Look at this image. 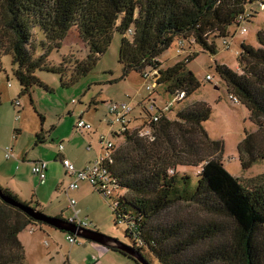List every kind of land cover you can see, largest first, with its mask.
I'll return each mask as SVG.
<instances>
[{"label":"trees","instance_id":"1","mask_svg":"<svg viewBox=\"0 0 264 264\" xmlns=\"http://www.w3.org/2000/svg\"><path fill=\"white\" fill-rule=\"evenodd\" d=\"M258 1L0 0V58L11 57V73L19 83V96L31 100L34 88L49 92L38 73L59 75L63 86L76 84L93 72L118 34L122 38L121 76L111 83L124 82L132 73H148L159 77L155 85L164 86L166 94L174 99L183 95L177 101L182 103L201 87L188 68L197 54L188 62L179 61L169 68L163 67L159 57L178 39L215 55V40L234 37L237 19ZM69 34L78 35L84 56L73 59L70 66L67 58L59 64L52 63L51 53L60 50ZM257 40L258 48L241 44L237 70L215 66L230 99L236 98L237 102H233L247 109L249 120L257 129L246 131L238 145L243 171L264 161V26L257 32ZM68 73L70 82H65ZM154 91H146L149 96L139 104V113L133 107L123 126L125 130L114 125L115 135L106 138L113 148L104 164L117 180L116 188L124 192L113 198V211L130 241L126 245L149 264H264V175L245 185L225 169L224 145L212 140L204 128L212 115L208 104L188 105L171 120L166 115L170 107L156 108ZM16 102L19 101L13 106L18 109ZM154 117L157 122L152 120ZM142 124L152 127L154 138L146 139L134 128ZM103 135L106 136L99 137ZM36 138L37 144H44L41 133ZM121 138L125 143L116 148L113 139ZM106 140L100 139L101 153ZM184 167L200 168L196 185L191 176L178 170ZM0 189L13 202L39 210L38 202H23L8 189ZM184 204L196 207L205 219L197 220L194 215L185 216L174 210ZM44 226L49 225L34 220L0 197V264H27L19 236L30 227ZM106 248L141 264L125 252Z\"/></svg>","mask_w":264,"mask_h":264},{"label":"rangeland","instance_id":"2","mask_svg":"<svg viewBox=\"0 0 264 264\" xmlns=\"http://www.w3.org/2000/svg\"><path fill=\"white\" fill-rule=\"evenodd\" d=\"M248 9L256 13L255 17L251 20V24L246 26V33H242V29L235 28V36L227 38L231 44L229 50L225 49L224 39L215 40L217 47L215 55L202 51L199 46H190V43L178 39L159 57L158 60L163 67L169 68L179 61L188 62L197 54L188 68L200 81L201 87L188 100L178 103L172 95L165 93L164 86L157 88L155 78L152 84V88L155 89L152 99L156 100V108L167 110L166 107H170L171 110H167L166 115L171 120H175L179 111L193 103L204 102L210 106L212 115L210 120L204 123V128L212 140L220 141L224 145L222 161L225 169L245 185L250 184L252 179L264 175V161L256 163L248 171H243L239 160L238 145L244 139L245 132H255L257 129L250 122L247 109L241 104H235L230 99L226 84L217 74L215 66L217 64L226 65L235 71L238 69L237 56L240 53L241 44L246 43L254 48L259 47L257 32L264 26V10L260 8L258 2L250 4ZM38 36L40 35L38 34ZM38 38H42V36ZM77 38V34L76 36L69 34L63 41L60 50L51 53L49 60L54 64H59L64 58H67L69 61L67 66H70L73 59H81L85 52ZM121 39V36L116 34L109 50L100 58L93 72L80 79L76 84L68 83L63 86L59 75L46 72L38 73L40 79L49 86V92L34 88L31 100L28 97L19 96V83L11 73L13 68L11 57L0 58V96L2 100L0 106V162L10 163L5 160L3 150L13 147L16 154L22 157L27 155L28 160L37 161L35 164L42 162L40 160L50 163L46 184L40 186L38 178L32 174L30 162L25 164L11 160L14 163V165L12 164L13 169L16 173L19 172L22 182H26L32 190L41 189L42 199H40L38 211L47 216L54 217L56 214H61L62 218L67 220L75 215L71 208L68 209L69 198L66 195L65 185L61 184L62 180L66 179V171L57 157V146L63 140L61 139L62 133H71L77 137L79 146L74 149L75 157L80 166L87 164L88 161L94 159L95 155L94 151L91 153L85 151L87 143L82 140L85 137L75 131L81 111L89 112L87 113L88 118L94 120L96 127L98 123H102L101 126L105 127L104 120L111 119L108 114L110 101L129 102L139 113V104L149 96L145 90L144 80L138 73H132L126 82L111 83L121 76L119 64ZM210 40L213 38L211 37ZM180 42L183 43L184 50H182L183 45ZM34 43L37 44V40L34 39ZM183 51L185 54H182ZM207 76H211L212 81H207ZM157 78L159 77L157 76ZM65 82H70V73L66 75ZM9 83L10 85H8ZM17 100L21 104L20 115H16L13 108V104ZM15 117L20 118L19 121L17 120L18 122ZM15 128L18 132H15ZM19 128H23V131ZM134 128L141 129L144 138H154L151 126L142 124V126H134ZM41 129H43L42 135L49 143L47 146L37 144L36 136L40 134ZM113 135L115 134L106 136ZM113 143H116L117 148L124 145L125 141L122 138L116 141L113 139ZM63 144L65 148H68L66 142ZM93 163H95V159L92 161ZM178 170L182 174L191 176L193 184H197L200 168L184 167ZM111 179L115 183L112 188L113 196L116 198L123 195L124 192L116 188L117 180L112 175ZM55 180H58L57 185H55ZM83 183H79L81 187L79 193L82 194L80 201L72 194V197L77 200L75 208H84V213L92 214L94 220L92 217L85 220L89 225L92 223L97 228V232L130 244L129 239L124 236V226L117 223L115 219L113 209L116 207V203L114 199L110 198V200L105 198V195L102 196L101 193L93 189L89 182L83 181ZM174 210L185 216L194 215L197 220L205 219L192 205H179ZM44 228L47 229L40 232L36 231L37 228L30 227L19 236L25 246L27 264H64L70 247L89 243L88 240L77 237L76 245H70L67 233L49 226H44ZM146 254L149 255L147 252ZM149 259L156 263L152 255H149Z\"/></svg>","mask_w":264,"mask_h":264},{"label":"crops","instance_id":"3","mask_svg":"<svg viewBox=\"0 0 264 264\" xmlns=\"http://www.w3.org/2000/svg\"><path fill=\"white\" fill-rule=\"evenodd\" d=\"M129 77L124 82H126L129 79ZM8 85H10V83ZM119 101H123V100H119ZM154 101L156 102L155 99H154ZM110 102H113V101H110ZM96 103H98V102H96ZM20 107H21V104H20ZM13 108H14L15 114L16 115L17 114L20 115L21 108H18L17 110H15L16 108L14 106H13ZM87 113H89V112L81 111V114L79 115V120L77 121V123L81 119H83L84 121H86V122H88V123L93 125V130L92 131L78 130L75 127V131H77L83 137H85V138H82L83 142L86 141V143H87L85 151L86 152H90V153L94 151V155H95L94 159L96 160V158L101 153V145H100V137L99 136L102 135V134H105V135L112 134V132L116 131V129L114 128L116 125L112 126L110 124V121H108V120L105 121L104 120L103 124L105 125V127L101 126L102 125L101 122H100L101 124L98 123V126L96 127L94 125L95 122H93L94 120L91 119V118H88ZM77 123H76V125H77ZM15 129H16L15 132H18L17 128H15ZM19 129L21 131H23V128H19ZM40 133L43 134V129H41ZM17 136H18V134H17ZM43 139H44V144L42 146H47L49 143H47L46 138L44 136H43ZM61 139H63V140L57 146V151H58V154H57L58 156L57 157H58V159H59V161L61 163H62L63 158H65V159H68V160L72 161L73 162L72 164L73 165L75 164L76 166L75 165L74 166L78 170H85L89 166H91L92 161L94 159L88 161L87 164H83L81 166L78 164L77 158L75 157V154H74V149L79 146V142H78V139H77V137L75 135H73L71 133L63 132L62 136H61ZM64 142H66L68 144V148H65V146L63 144ZM61 144L64 146V150L63 151H60V149H59V146ZM89 147H90V149H89ZM8 148L11 149L12 154H13L14 157L12 156V158L7 159L5 157V152L3 151L5 160L10 161V163L6 164L3 161L0 162V186L2 188H4V189H8L9 191H11L15 196H17L23 202H31V201H33V202L40 203V199H42V196L40 194L41 189L39 188L37 191L32 190V188H30V186H28L26 182H22V180H21L22 178H21L19 172L16 173L14 171V169H13L14 168V166H13L14 163L11 162V160L16 161L18 163L20 162V163H25V164L30 162V164L29 163L28 164L30 165V167L32 169V166L37 161L28 160L27 159V155H26V157H22V156L16 154L14 149H13V147H8ZM40 161H43V160H40ZM47 163H48L47 172H49L50 171L49 170V164L50 163L49 162H47ZM62 166H63V164H62ZM82 167H84L85 169H83ZM65 171H66V169H65ZM47 172H46V180H47ZM65 175H66L65 176L66 179L62 180L61 184L65 185L66 195L69 198V203H70V199H74L72 197V194H74L78 198V200L80 201V198H81V195H82V194L79 193V191H81L80 190L81 189L80 185H79V189L78 190L69 191L68 192L69 185L73 181L76 180V177L67 174V172H66ZM38 181H39V179H38ZM79 183H83V182H79ZM45 184H46V181L42 182V183L39 181V185L40 186L45 185ZM57 184H58V180H55V185H57ZM74 200L76 201V204H77V200L76 199H74ZM68 209H70L69 205H68ZM71 210H73V209H71ZM76 210H78L80 212L79 217L82 220L86 221L85 219H88L89 217H92V219L94 220V218H93L91 213H89V212L84 213L83 212V211H85L84 208H82V209L76 208ZM60 216L63 217L61 214H56L54 217L57 218V217H60ZM71 217H69V219ZM90 225H91V228L89 230L94 231V229H97V228H95L93 226L92 223H90ZM45 229H47V228L42 227L41 229H37L36 231L44 232ZM45 242H47V241H45ZM45 242H44V245H45ZM23 245H24V243H23ZM82 245H80L78 247H76V246L70 247L69 255L67 256V258H65L64 264H134L132 261L120 256L117 253H114V252L110 251L108 248H106V247H104L102 245H99V244H96V243H93V242H89L88 244H82Z\"/></svg>","mask_w":264,"mask_h":264},{"label":"built area","instance_id":"4","mask_svg":"<svg viewBox=\"0 0 264 264\" xmlns=\"http://www.w3.org/2000/svg\"><path fill=\"white\" fill-rule=\"evenodd\" d=\"M258 3H259L260 8L263 9V7H264L263 0H259ZM253 13L254 12H252L251 10L246 11L244 14L240 15L239 18L237 19V28L242 29V33L247 32L246 26L250 24V22L252 20ZM180 43H181V45H183L182 42H180ZM230 45H231L230 42L227 39H225L224 40V46H225L226 50H229ZM184 49H185V47L183 45L182 50H184ZM182 54H185V52L183 51ZM154 78L157 79L155 76H152L148 73H145L142 76V79L144 80V84H145V89L150 94H151L152 90L154 89V88H152ZM206 80L212 81V77L207 76ZM181 99H183V95H180L175 100L179 101ZM233 101L237 102L236 98H233ZM153 102H155V101H153ZM19 105H20L19 102L15 103L16 107H18ZM150 109L153 111L154 107L150 106ZM132 111H133V107L128 102H112L108 107V114L111 118L109 120L110 124L112 126L120 125L121 129L125 130V128L123 126L127 125L128 120H129V116L131 115ZM18 119L19 118L16 117V121ZM152 120L154 122H157L158 118L154 117V118H152ZM77 128L81 129V130H86V131H90L93 129L92 124H90L84 120H81L78 122ZM141 131L142 130L139 129L140 135L142 137H144L141 134L142 133ZM106 138H107V136L103 135L100 139L104 141V140H106ZM102 146H104V145H102ZM104 147H105V150H103L102 153L99 155L97 161L85 170H77L74 167V165L67 159L62 161V164H63L64 168L66 169V172L68 174L76 177V180L73 181L69 185L68 192L78 190L79 189V182L87 181L90 183V185L95 187L97 189V192L101 193L102 196L105 195L104 196L105 198H107V199H110V198L113 199L114 198L112 188L114 187L115 183L111 179V174H110L109 170L107 169L106 165L104 164V162H106L109 158V152L108 151L113 148V144L108 142V143H106V146H104ZM59 149H60V151H63L64 146L61 144L59 146ZM3 151L5 152V157L7 159H10V157H12V151L10 148L7 147ZM47 167H48V163L45 161H42L38 164H34L32 166V174L35 175L41 183L46 180ZM75 206H76V201L74 199H70L69 207L71 209H73L75 215L73 217H71L70 219H68L67 223H69L70 225L77 226L78 228H82V229L88 228L89 224L79 217L80 212L78 210H76ZM67 240L70 243V245H74L77 243L76 236L72 237L68 234Z\"/></svg>","mask_w":264,"mask_h":264},{"label":"water","instance_id":"5","mask_svg":"<svg viewBox=\"0 0 264 264\" xmlns=\"http://www.w3.org/2000/svg\"><path fill=\"white\" fill-rule=\"evenodd\" d=\"M0 197L2 200L18 209L26 213L28 216L33 218L36 221L42 222L46 225H49L56 230L73 234L74 236L78 238H82L88 241H91L93 243L102 245L104 247H110L117 249L119 251L125 252L132 257L136 258L141 264H149L147 260L142 258L135 250H133L130 246L126 245L125 243L114 239L112 237L106 236L104 234H101L99 232L91 231V230H85L82 228H78L77 226L70 225L69 223L55 218L45 215L44 213L38 211L36 208H32L30 206H24L21 204H17L13 202L11 199L4 196L3 192L0 189Z\"/></svg>","mask_w":264,"mask_h":264},{"label":"bare ground","instance_id":"6","mask_svg":"<svg viewBox=\"0 0 264 264\" xmlns=\"http://www.w3.org/2000/svg\"><path fill=\"white\" fill-rule=\"evenodd\" d=\"M85 230H89V228H86Z\"/></svg>","mask_w":264,"mask_h":264}]
</instances>
